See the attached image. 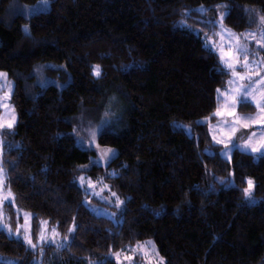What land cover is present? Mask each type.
Instances as JSON below:
<instances>
[{
    "label": "trees",
    "instance_id": "trees-1",
    "mask_svg": "<svg viewBox=\"0 0 264 264\" xmlns=\"http://www.w3.org/2000/svg\"><path fill=\"white\" fill-rule=\"evenodd\" d=\"M39 1L0 0V71L17 114L2 163L34 229L48 220L70 241L34 250L4 230L0 253L31 264L44 248L43 264H91L152 239L164 264H264V155L220 156L208 125L230 70L203 38L221 13L231 30L257 29L264 0H47L33 11ZM111 110L98 144L116 155L85 172L124 199L118 224L87 207L76 179L95 155L77 132Z\"/></svg>",
    "mask_w": 264,
    "mask_h": 264
},
{
    "label": "rangeland",
    "instance_id": "rangeland-1",
    "mask_svg": "<svg viewBox=\"0 0 264 264\" xmlns=\"http://www.w3.org/2000/svg\"><path fill=\"white\" fill-rule=\"evenodd\" d=\"M84 1L85 0H75L76 6L78 9ZM48 6H49V3L47 0H40L37 4L32 6V10L33 11L40 10V9L46 10V9H48ZM218 24L220 27H219V30L217 32H215V33L214 32H211V33L208 32L207 33L205 31L204 32L207 34L208 37H210V43H214L217 45L222 44L224 46V48H223L224 53L231 51L233 53V59L231 62H234L235 44L237 43V41L235 39L229 40L226 34H224L223 40L221 39V37L219 35H215L216 33H221V25L219 22H218ZM223 27L225 29L231 30L224 25H223ZM231 32L235 33L237 36H240L241 34H244V33L256 32L257 38H259V36H260L258 29H247L246 31H243V32H236L234 30H231ZM206 34H204V37H203L204 40H205ZM240 43H246L247 44L249 53L258 52V56L255 57L257 60L262 58L260 51H259L260 48L257 45L255 40H252V39L244 40L243 37H241ZM229 45H231V48L229 47ZM214 51L217 52L219 57H220L221 53L216 51V50H214ZM225 59H229V57L225 56ZM248 59L252 60L253 56L249 55ZM240 60L242 63L243 57H241ZM94 66H96V65H94ZM236 70L241 75L244 74V71L238 65L236 66ZM0 73H5V72L0 71ZM261 75H264V72H262ZM253 78L258 79V77H255V76ZM232 79H233V77H232L231 72H230V76H229V79L227 81L226 86L224 88L220 89V91L224 93V96L221 97L220 94L217 92L218 98L220 99L221 102L219 103V106L215 110V112L217 110H219L222 113V115L216 116L217 120L209 123L208 129H209L210 135L213 139V142L215 144H217L219 147L218 152H219L220 156L223 157L224 159L230 160V158L232 156V152L234 150L232 148V145L230 143H228L229 137H231V139L233 141H236L237 138L241 137L242 134H243V138L238 140V143L241 145V148H236V149L243 151V152L250 153L255 157H260L262 155L261 153L252 152L250 149L244 150L243 146L245 145L247 137L249 135H251L253 132L256 133V137H254L252 140V146H254V147L258 146V140H259L261 131H264V125L253 123L251 127H243V124L245 123V121L241 120V121L237 122V117L257 116L258 109L256 108L255 103L253 102L251 104L255 107L254 111H241V110H239V106H240V104H242V103H239L240 96L234 90H231L230 86L228 84V82ZM239 83L244 84V83H247V81H239ZM12 85H13V81L10 80L8 78V76H7V80L0 78V125H4V127L0 128V168H2L4 170L7 189H10V188L7 184L6 169L2 163V145H3L2 130L9 129L6 125L8 123H12L14 125L16 120H17L16 111H15V109L11 103ZM257 99H259L258 94H257ZM229 113H232V115H229ZM105 114H107V115H105ZM105 114L101 117V122L97 126L92 127V126L85 125V126H83L84 129H82L83 128L82 127L81 131H78L76 134V143L78 146H80L81 148H86V149L92 148L95 150V155L92 157L91 162L89 164L85 165L87 167L82 166L80 168L81 172L79 173V175L77 176L76 179H77V183L81 186V188L84 191L85 204L87 205V207L94 214L105 216V217L111 219L115 224H118L121 221V215L119 213H120V210L122 209V207L124 205V199L115 192L114 193L116 195L112 196L113 191H111L110 187L104 181V179L94 178L92 176H89L85 172L88 169H90L93 165H97L98 167H100V166L105 167L107 161H109V160H107V161L100 160L99 164L92 163L93 161H97L100 158L101 150L107 148V147L99 146L98 135L105 128V126H107L109 124L111 119L116 118L115 117L116 113L113 112L112 110L110 112L107 111ZM261 115H264V114H261ZM13 117H15L14 121H13ZM257 118L259 119V117H257ZM225 120H227L229 122H234L236 124V127L239 130L235 133V135L232 134V129L230 127H228L225 124L218 123V122H222ZM201 121H206V119H201ZM90 129L96 130V136H95V142L94 143L89 142L91 140V136H90V132H89ZM81 139H83L82 144L78 142ZM217 140H222V141H224V143H217L216 142ZM225 144H228L227 149L225 148ZM225 152H228L230 158H228V156L223 155V153H225ZM80 176H84L86 180H91L96 185L95 189L93 190L92 188L88 187L87 184L82 186L80 183V180H79ZM104 185H107V187H104ZM7 189H5V191H7ZM85 189H87V191ZM10 191L14 197V200H13L10 207H9L7 201L0 204V214H2V216H0V218L3 220L4 223L7 224V226L11 229L12 233H15L16 229L19 226L24 225L25 227L21 228V232L23 233L25 231V228L27 227V225H25L26 217L24 216V213H31V212L20 210L19 207L16 205L15 196H14L11 189H10ZM93 191L100 193V195H93L92 194ZM252 191H253V189H252ZM3 194H4L3 192H0V196H2ZM101 197H107L108 199H102ZM117 198H119V201H123V204H120L119 206H117V204H118ZM247 198H249L251 200V202L254 201L252 194H251V197H247ZM12 211L14 212L13 217L10 214V212H12ZM44 221H48V220H44ZM30 226H31L32 240H33V243L36 244V248L34 250H36L38 246L45 247L46 245H49V244L64 246L70 241L69 235L68 236H62L61 233L59 232V230L57 229V227L55 225L49 223V221H48L47 232L45 233V235L52 237L53 236V233H52L53 228L56 230L57 233H59V235L55 236L54 242H52L51 239L47 243L40 242L38 240V235L41 231V224L38 226V229L35 230L33 225H32V219H31L30 220ZM71 227H73V225ZM5 231L8 232L7 230H5ZM12 236H14L16 238L23 239L22 236L21 237H17L16 235H12ZM65 237H67V239H65ZM149 241H151L152 245H154L155 253H158V255H155L153 253V250L151 247H147L143 251H141V249L137 248V245H145ZM27 246L29 247L28 244H27ZM131 248H137V251L135 254L129 250ZM31 249H33V248H31ZM43 249L44 248H41L42 251H43ZM42 251L39 254V256H37L36 259L31 264H43V252ZM115 253H120L119 261H117V258L114 255ZM125 257H131V259H126ZM111 258L114 259L117 262V264H137V262H138V264H159V261L161 258L163 260V264L165 263L164 257L160 254L157 245L155 244V242L152 239H147L145 241L137 242L134 245L126 246L122 250L110 252L103 261H93V262L91 261V264H102L105 260L111 259ZM0 261H2L4 264H18L19 263L17 260L10 259V258L2 255L1 253H0Z\"/></svg>",
    "mask_w": 264,
    "mask_h": 264
},
{
    "label": "snow or ice",
    "instance_id": "snow-or-ice-1",
    "mask_svg": "<svg viewBox=\"0 0 264 264\" xmlns=\"http://www.w3.org/2000/svg\"><path fill=\"white\" fill-rule=\"evenodd\" d=\"M218 7H224V6L220 5ZM197 11L202 14H206L208 10L203 8L202 6ZM223 18H224V13H221L220 20H219V23L221 25V33H216L215 35H219L221 39L223 40L224 34H226L229 40L235 39L237 41V43L235 44L234 62H231L233 59V53L231 51L224 53L223 51L224 46L222 44L217 45L214 43H210V37H208L207 34L205 35V47L210 52L213 50H216L221 53L220 62L223 65V68H227L231 72L233 79L230 80L228 84L230 86V89L234 90L240 96L239 103H243L247 105V104H251L254 102L256 108L258 109L257 116L237 117V122L241 120L245 121V123L243 124V127H251L253 123L264 125V115H261V114H264V75H261V73L264 72V57L257 60L255 57L258 56V52L249 53L247 44L240 43L241 37H243L244 40L252 39L256 41L260 49H264V16L260 17L259 23L257 25V29L260 33L259 38H257L256 32L244 33V34H241L240 36H237L235 33L231 32V30L225 29L223 27ZM210 23H217V22L211 21ZM229 47L231 48V45H229ZM249 55L253 56L252 60L248 59ZM225 56H228L229 59H225ZM241 57H243L242 63L240 60ZM237 65L244 71L243 75L237 72L236 70ZM92 73L94 76L99 77L101 75L100 66L99 65L94 66L92 69ZM254 76L258 77V79H254L253 78ZM0 78L7 80V74L0 73ZM239 81H247V83L240 84ZM217 92L220 94L221 97L224 96V93L221 92L220 89H217ZM257 94L259 95V99H257ZM219 115H222V113L219 110L213 113V116H219ZM229 115H232V113H229ZM257 117H259V119ZM14 119L15 117H13V121ZM205 119L207 120L210 118H205ZM203 122L204 121H199L198 123H203ZM218 123H222L230 127L232 129L233 135H235V133L239 130L236 127V124L234 122H229L225 120V121L218 122ZM6 126L8 128H12L13 124L8 123ZM2 127H4V125H0V128ZM178 127L183 128L184 131H186L188 135L192 134L190 127L188 126H178ZM89 132L91 136V140L89 142L94 143L95 136H96V130L90 129ZM254 137H256L255 132H253L251 135L247 137V140L245 142V145L243 146V149L244 150L250 149L252 152L261 153L262 155H264V131H261L260 137L258 140V146L256 147L252 146V140ZM242 138H243V134L241 135V137H238L236 141H233L231 137H229L228 143L232 145L233 149L241 148V145L238 143V140ZM78 142L82 144L83 139H81ZM216 142L224 143V141L222 140H217ZM225 148L226 149L228 148V144H225ZM115 155L116 153H115V150L113 149H110V148L102 149L100 158L97 161H93L92 163L99 164L100 160H105V161L111 160L112 158L115 157ZM223 155L228 156V158H230L228 152L223 153ZM84 167H87V166H84ZM79 180L82 186L87 184L88 187L92 188L93 190L96 187V185L91 180H86L84 176H80ZM247 184H248V187H246L243 190L244 195L245 197H251L252 189L254 187V182L251 179H249L247 181ZM104 187H107V185H104ZM5 189H7V185L5 181V173H4V170L0 168V192L4 193L2 196H0V204L7 201L10 207L14 200V197L10 189H7V191H5ZM85 190L87 191V189ZM92 194L100 195V193H97L95 191H93ZM115 195L116 194L113 192L112 196H115ZM101 198L108 199L107 197H101ZM117 201H118L117 206H119L120 204H123V201H119V198H117ZM0 216H2V214H0ZM24 216L26 217L25 225H27V227L25 228V231L23 233L21 232V228L25 227L24 225L19 226L16 229V232L12 233L11 229L7 226L6 223L3 222L2 219H0V231L7 230L10 236L12 235H16L17 237L22 236L23 240L29 245V247L35 249L36 244L33 243L32 235H31V226H30V220L32 219V214L24 213ZM47 225H48V221L41 222V231L38 235V240L40 242L47 243L49 242L50 239L52 240V242H54L55 236L59 235V233H57L56 230L53 228L52 229L53 236L52 237L46 236L45 233L47 232ZM74 230H75V224H73V227H70L68 229L69 232H73ZM65 239H67V237H65ZM147 247H151L153 250V253L155 255H158V253H155L154 245H152L151 241L147 242L145 245H137V248L141 249V251H143ZM137 248H131L129 250L135 254L137 251ZM114 255L116 256L117 261H119L120 253H115ZM125 258L131 259V257H125ZM159 264H163L162 258L160 259Z\"/></svg>",
    "mask_w": 264,
    "mask_h": 264
},
{
    "label": "crops",
    "instance_id": "crops-1",
    "mask_svg": "<svg viewBox=\"0 0 264 264\" xmlns=\"http://www.w3.org/2000/svg\"><path fill=\"white\" fill-rule=\"evenodd\" d=\"M220 102H221V101H220ZM220 102H219V103H220ZM218 106H219V105H218ZM217 108H218V107H217ZM216 120H217V117H216Z\"/></svg>",
    "mask_w": 264,
    "mask_h": 264
}]
</instances>
